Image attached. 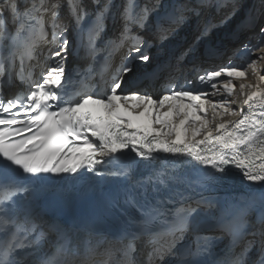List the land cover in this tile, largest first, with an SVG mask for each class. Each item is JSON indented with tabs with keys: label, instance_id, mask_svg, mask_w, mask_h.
I'll return each instance as SVG.
<instances>
[{
	"label": "snow or ice",
	"instance_id": "1",
	"mask_svg": "<svg viewBox=\"0 0 264 264\" xmlns=\"http://www.w3.org/2000/svg\"><path fill=\"white\" fill-rule=\"evenodd\" d=\"M92 4L94 10L85 0H0V233L8 237L0 239V264H20L17 253L27 237L38 228L37 239L45 235L35 221L50 206L66 208L89 195L95 196L91 210L75 226L65 229L53 217L49 227L60 233L61 242L56 260L46 264H163L167 256H178L177 264H248L257 243L256 264H264V87L239 83L264 61V22L256 42L233 53H246V62L228 58L199 71L193 66L194 79L170 81L154 95L138 85L137 73L157 58L152 39H163L170 27L160 26L157 36L148 37L145 29L155 7L139 0ZM65 6L71 24L61 20ZM227 6L224 0H178L172 22ZM117 14L121 31L108 43L104 67H111L116 52L124 53L109 79L95 81L96 41ZM211 27L205 25L201 35ZM49 35L55 45L48 49L52 63L42 67L40 45ZM81 54L86 66L66 70L69 57ZM155 78L156 72L145 75L149 82ZM257 107L261 111H254ZM240 114L238 120H224ZM161 159L163 166H154ZM237 172L258 189L230 199L212 194ZM109 178L121 181L118 189L96 195ZM126 208L135 211L126 213ZM117 213L118 235L95 244L73 242L81 230L90 236L100 218ZM169 217L168 233L153 230L154 222ZM205 221L221 236L232 237L228 251L213 250L220 236H198L195 251L176 252L175 233ZM245 236L253 239L233 251ZM142 242L151 248L145 258L138 248Z\"/></svg>",
	"mask_w": 264,
	"mask_h": 264
},
{
	"label": "bare ground",
	"instance_id": "2",
	"mask_svg": "<svg viewBox=\"0 0 264 264\" xmlns=\"http://www.w3.org/2000/svg\"><path fill=\"white\" fill-rule=\"evenodd\" d=\"M154 1L157 2V0H139V3L141 5L147 4L149 7H155V11H153L148 19V24L146 27V30L149 29V31L156 30V34L158 35V29L160 26L164 27H170V31L167 33L166 36H164L163 39H165V43L162 44L160 47H158L160 52H165L168 51V53H172L173 51H176V55L180 54V52H184L191 61L194 62H200L203 63L205 67H208L211 69L214 64L217 62H223L230 54L233 53V51L241 45L242 41L245 39L247 36L246 30H249L251 33V37H254V35H257L259 28L257 30V27L259 24L264 22L263 16H264V4H262L259 7V0H252L251 3V18L252 22L250 20L249 24L245 30L240 31L233 35V37H230L228 41L220 44L219 46H215V48H209L207 43H203V41H206L209 37V35H213V30H210L207 35H203L199 37V42L192 44L189 48L187 49V46L193 42V39L197 41V36L199 35L198 33L201 30V24L198 21L199 17L201 18V13L199 15H193V16H199L197 19L190 20L189 16L187 19L183 21H176L173 23V18L175 15L174 12V6L178 2V0H160L159 4H153ZM229 0H224V2L228 5ZM231 1V0H230ZM254 1V2H253ZM117 4H122L123 0H116ZM90 10H94V5L91 3L89 4ZM228 10L232 8L231 4H229L227 7ZM233 9V8H232ZM226 10V9H225ZM227 10V13H223V9H216V13L212 15L211 20H210V25L212 26L213 19H222L223 16H227L229 11ZM222 11V12H221ZM214 12V11H213ZM207 14L206 9L203 11V16ZM65 17L66 19L69 17L68 15V9L65 6L64 8L61 9V18ZM119 18V15L117 14L115 21ZM110 21V20H109ZM108 21V22H109ZM114 21V22H115ZM191 21V22H189ZM107 22V23H108ZM113 22V21H112ZM111 23V22H110ZM235 30V29H234ZM232 30V31H234ZM151 33V32H150ZM227 38V37H226ZM224 38L223 40H225ZM201 40V41H200ZM194 41V42H195ZM200 42L202 44H200ZM246 42L244 41L243 44ZM199 44V45H198ZM209 49V50H207ZM241 56V60L237 61L240 63H244L248 60V56L246 53L241 52L239 57ZM238 57V58H239ZM160 57L157 56V58L154 61H157ZM154 61L148 65V68H152L154 66ZM199 63V64H200ZM145 66H141V69H143ZM261 69H264V61L260 62L255 66L254 69H248V76L247 79L239 81V83H260L261 87H264V81H259L258 78L260 75H264V72L261 71ZM237 91V101L240 102L242 101L243 97L239 96V89ZM247 92H251L252 89H246ZM254 111H261L258 107L254 109ZM241 115H229L225 116L224 120H238L241 118ZM209 119H211V113H209ZM219 120V118H217Z\"/></svg>",
	"mask_w": 264,
	"mask_h": 264
},
{
	"label": "rangeland",
	"instance_id": "3",
	"mask_svg": "<svg viewBox=\"0 0 264 264\" xmlns=\"http://www.w3.org/2000/svg\"><path fill=\"white\" fill-rule=\"evenodd\" d=\"M158 1L160 3V0H157V2ZM234 1L236 2L234 4L231 3V2H233L232 0L227 1V2H229V4H231L232 8L235 9L234 15H231L230 18H228V19H225V17H226V15H225V16H223V18L221 20L220 19H217V20L213 19L212 20L214 24L212 25L211 30H213L214 34L209 35L210 38H208L206 41H203V43H207L209 48H215V46H218L217 40H219L220 38L224 39L227 36H229L228 34L231 33L232 30L237 29L238 27L243 25V23L246 21L247 18H249L252 22V18H251L252 11L250 9L251 8L250 2L252 0H234ZM238 1H239V3H237ZM258 4L260 7L262 5V0H259ZM232 8L230 10H228L227 8H221V10L223 9V13H227V10L230 12V11H232ZM215 10L216 9H206L207 14L205 16H203V10H202L200 12L201 18L199 16L190 17V20H193V19L195 20L199 17L198 21L201 24V30L198 33L199 35L197 37L202 36L201 33H202L205 25H210V19H211L212 15H214V13H216ZM263 20H264V16H263ZM202 21H203V23H202ZM189 22H191V21H189ZM215 22H216V24H215ZM258 28H259V26L257 27V30H258ZM194 41H195V39H193V42L189 45L196 43V41L195 42ZM200 44H202V43L200 42ZM189 45L187 46V49L189 48Z\"/></svg>",
	"mask_w": 264,
	"mask_h": 264
}]
</instances>
